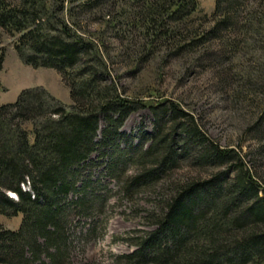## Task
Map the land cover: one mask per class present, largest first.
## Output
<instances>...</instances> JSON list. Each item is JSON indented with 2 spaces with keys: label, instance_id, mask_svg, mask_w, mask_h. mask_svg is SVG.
I'll list each match as a JSON object with an SVG mask.
<instances>
[{
  "label": "trees",
  "instance_id": "trees-1",
  "mask_svg": "<svg viewBox=\"0 0 264 264\" xmlns=\"http://www.w3.org/2000/svg\"><path fill=\"white\" fill-rule=\"evenodd\" d=\"M66 2L0 0V27L18 36L20 55L34 66L58 69L72 99L68 107L36 86L0 104V213L23 215L18 228L0 224V262L70 264L75 215H94L110 191L83 171L98 163L91 157L97 151L108 157V173L127 194L165 178L170 185L165 203L149 215L155 227L134 234L135 248L114 264H264V182L253 166L234 147L213 140L175 100L123 95L108 82V61L94 38L77 27L78 16L105 8L94 18H106L119 37L138 38L139 60L190 52L204 64L230 63L238 95L263 94L248 131L264 150V0H216L211 13L200 0ZM3 60L1 53L0 70ZM143 105L154 113V128L144 133L148 147L143 139L134 155L136 145L120 127ZM126 153L137 167L129 175L119 166ZM190 155L195 165L226 168L182 183L170 180L180 156ZM84 227L83 239L96 237L95 225Z\"/></svg>",
  "mask_w": 264,
  "mask_h": 264
},
{
  "label": "rangeland",
  "instance_id": "rangeland-1",
  "mask_svg": "<svg viewBox=\"0 0 264 264\" xmlns=\"http://www.w3.org/2000/svg\"><path fill=\"white\" fill-rule=\"evenodd\" d=\"M215 1L200 0V7L211 13ZM65 3L67 4L66 0ZM103 12L105 8H98L96 13L81 14L77 18L80 24L77 27L79 26L78 30L83 35L94 38L106 57L111 72L108 82L115 83L125 96L175 100L194 115L202 130L213 140L224 147H234L244 155L248 164L253 166L256 176L264 182V150L260 148L262 143L254 137L255 131H248L260 110L263 94L248 98L245 93L238 95L234 73L237 70L230 67L228 62L204 64L197 55L190 52L177 56L159 52L149 59L139 60L138 42H135L139 39L129 41L127 37H119L108 25L106 18H94L95 14L103 16ZM17 37L0 27V54H4L0 70V104L15 101L25 88L39 86L69 107L72 101L70 88L61 72L54 67L34 66L25 61L16 48ZM154 121V113L147 105L134 109L125 118L120 131L132 137L136 145L132 149V152L135 150L134 155L143 139V147L150 144V138L144 133L153 131ZM103 126L104 119H101L100 130ZM169 131L172 137L177 136L173 129ZM100 133L101 131L98 136ZM192 148L193 146L189 147L190 152L184 151L185 155L190 154ZM194 155L180 156L179 167L172 170L170 180H180L182 183L191 178L209 177L212 172L226 168L195 165L191 159ZM91 157L98 163L85 165L83 171L100 177L110 191L105 203L94 215H75L71 229L74 247L70 264H114L119 254L135 248L132 241L134 234L155 227L149 215L160 210L165 203L170 194V185L168 178H165L153 186L140 189L134 195L127 194L121 181L108 173V157L100 156L97 151ZM129 157L132 158L131 154H124L119 162V166L126 167L125 175L135 173L137 168L135 163L128 162ZM118 172H121L120 169ZM230 174L234 173L231 171ZM98 201L96 199L92 203L97 204ZM22 216L21 212L15 215L0 213V224L18 228ZM90 223L97 227V235L85 240L80 230L85 228L84 225L89 227Z\"/></svg>",
  "mask_w": 264,
  "mask_h": 264
}]
</instances>
